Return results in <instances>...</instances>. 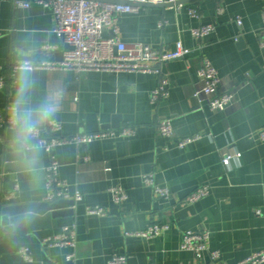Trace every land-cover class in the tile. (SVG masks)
<instances>
[{"label": "crops", "instance_id": "crops-1", "mask_svg": "<svg viewBox=\"0 0 264 264\" xmlns=\"http://www.w3.org/2000/svg\"><path fill=\"white\" fill-rule=\"evenodd\" d=\"M16 1L0 0V83L7 80L0 86V113H7L17 99L20 69H13L15 64L58 65L70 49L54 32L52 11L39 0H19L30 1L28 9L16 7ZM138 8L119 17L121 41L167 51L182 42L191 51L163 67L171 83L169 96L151 103L160 82L153 73L32 70L26 106L59 94L54 116L40 129L55 120L63 126L57 134L61 137L124 126L135 127L137 134L58 146L50 153L32 147L30 140L22 147L14 128H0V264H108L114 255H126L127 264H208V252L182 249L183 235L189 231L210 233L209 248L220 253L218 264H251L245 261L264 251V142L257 137L264 128V49L259 44L264 2L184 0L181 9L168 4ZM192 10L199 17H192ZM237 17L243 20L242 28ZM209 24L215 25V32L203 41L195 39L192 30ZM112 34V29L104 32L105 37ZM204 58L218 70L221 91L236 93L235 105L226 111H212L194 96L201 87L198 71ZM163 119L172 120L178 139L158 135L157 124ZM196 135L203 138L183 150L177 147L179 138ZM233 153L241 157L226 167L223 157ZM53 158L67 192L80 193L82 200L60 210L71 213L35 230L27 223L19 230L5 228L3 208L49 203L46 170ZM148 174L170 189L169 200L157 197L144 183ZM116 187L127 192L122 205L113 201L110 190ZM200 187H208L210 194L188 202ZM10 193L15 196L6 200L4 195ZM61 200L73 201L55 202ZM91 207H102L107 215L89 216ZM153 225L169 229L155 239L136 236ZM68 226L77 232L74 261L67 260L73 249L43 245V239L60 235ZM23 247L30 250L33 262L22 259Z\"/></svg>", "mask_w": 264, "mask_h": 264}, {"label": "built area", "instance_id": "built-area-1", "mask_svg": "<svg viewBox=\"0 0 264 264\" xmlns=\"http://www.w3.org/2000/svg\"><path fill=\"white\" fill-rule=\"evenodd\" d=\"M183 0H39L45 8L52 11L55 20V34L59 39L69 45L70 49L65 52L64 61L58 65L55 64H32L18 63L13 69H20L27 65L32 70L40 68H60L65 71H75L78 74L88 72H105L111 74L120 73H153L160 77V82L152 94L151 103L157 105L161 100L169 96L170 79L165 75L163 67L165 64L185 59L190 50L182 42L177 43L176 48L171 51L165 49H153L149 45L136 43L127 45L118 37V20L121 15L137 13L140 5H176L178 9L182 8ZM264 2V0H261ZM16 7L30 8V1L15 2ZM221 11V9L219 10ZM192 17H199L196 10H192ZM263 28L260 33V47L264 49V11L262 15ZM239 28L243 26V20L240 17L236 19ZM112 29V36L105 37L104 32ZM215 25L209 24L192 30V35L198 41L215 32ZM238 41V39H236ZM51 49L50 47H47ZM54 49V48H52ZM198 78L201 87L195 92V98L199 103L207 102L212 111H226L235 105L237 97L234 92H223L220 89L221 78L218 70L208 59L202 60L198 71ZM7 80L1 79V88L5 86ZM78 101V98H75ZM15 112L13 106L8 108L7 113H0V128H14ZM63 126L60 122L49 121L46 129H40L38 135L30 139L32 147H41L47 152L52 153L53 149L64 145H89L98 140H111L116 138L129 139L137 134V129L132 126H124L118 130H105L93 134H79L71 137H61ZM158 135L167 139H178L171 119L160 120L157 124ZM257 137L264 142V128L257 132ZM200 135L179 138L177 147L180 150L201 140ZM3 138L0 137V143ZM240 153L226 154L223 157V164L230 167L235 158H240ZM88 160V158H86ZM60 165L55 158L46 170L47 195L45 200L54 203L59 199L72 198L74 202L82 200L80 193L76 192L71 196L67 190L65 181L59 179ZM143 181L146 185L153 187L155 195L159 198L169 200L171 191L168 187L156 183L153 174L144 175ZM113 201L116 205H122L128 200L127 192L116 187L110 190ZM210 194L208 187H200L188 197V202L197 203ZM15 193L4 195L6 200H10ZM2 197V196H0ZM87 215L105 217L107 211L102 207H91L87 209ZM167 225H153L147 231L138 233L136 236L146 239H155L163 232L168 230ZM210 233L208 231L184 233L182 249L196 254L208 252L210 262L208 264H218L220 253L211 251L209 248ZM43 245L52 249L56 247L71 248L73 252L67 256L68 261H74L77 257V232L75 226H68L63 229L60 235L43 239ZM20 256L26 262H33V256L28 248H21ZM126 255H114L108 264H127ZM245 263L264 264V251L256 253L248 258Z\"/></svg>", "mask_w": 264, "mask_h": 264}, {"label": "clouds", "instance_id": "clouds-1", "mask_svg": "<svg viewBox=\"0 0 264 264\" xmlns=\"http://www.w3.org/2000/svg\"><path fill=\"white\" fill-rule=\"evenodd\" d=\"M19 71L17 99L13 103V110L16 114L14 130L17 142L23 147L28 144L31 138L38 135L40 128L54 116L55 103L59 94L53 93L51 98H45L35 107L26 106L25 98L32 83L29 73L32 69L24 65Z\"/></svg>", "mask_w": 264, "mask_h": 264}, {"label": "water", "instance_id": "water-1", "mask_svg": "<svg viewBox=\"0 0 264 264\" xmlns=\"http://www.w3.org/2000/svg\"><path fill=\"white\" fill-rule=\"evenodd\" d=\"M74 204L75 202L72 200H61L52 204L32 203L5 207L2 209V225L9 230L14 228L19 230L24 223H27L30 229L35 230L41 226H45L51 219L63 217L71 213L69 210H60L72 208Z\"/></svg>", "mask_w": 264, "mask_h": 264}]
</instances>
